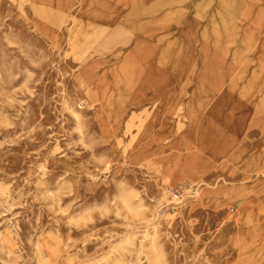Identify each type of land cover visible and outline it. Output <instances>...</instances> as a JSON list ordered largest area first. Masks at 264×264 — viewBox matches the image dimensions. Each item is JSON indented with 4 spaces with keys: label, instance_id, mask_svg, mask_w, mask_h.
<instances>
[{
    "label": "rangeland",
    "instance_id": "1",
    "mask_svg": "<svg viewBox=\"0 0 264 264\" xmlns=\"http://www.w3.org/2000/svg\"><path fill=\"white\" fill-rule=\"evenodd\" d=\"M173 10L176 25L162 17L138 36L92 29L72 47L81 28L74 16L0 0V264H239L247 256L264 264V0H180ZM38 26L59 35L58 45ZM227 37L246 64L236 82V60L218 50ZM138 38L146 64L164 55L176 70V109L170 115L151 99L129 105L106 136L100 93L77 76L95 64L118 97L110 70ZM187 66L194 74L184 77ZM230 83L251 107L230 160L204 163L200 152L179 175L171 167L187 162L196 90L203 84L207 108ZM206 108L196 116L200 147L213 132L229 135Z\"/></svg>",
    "mask_w": 264,
    "mask_h": 264
},
{
    "label": "bare ground",
    "instance_id": "2",
    "mask_svg": "<svg viewBox=\"0 0 264 264\" xmlns=\"http://www.w3.org/2000/svg\"><path fill=\"white\" fill-rule=\"evenodd\" d=\"M183 1V0H182ZM176 3H180V0H164L163 7L166 9V15L164 20L169 23L176 25V14L173 8H175ZM143 11V10H142ZM132 17H129L127 22H130L133 26L132 34L138 36L143 27L146 26L148 22L154 20L152 13L154 10H150L146 17H143L138 11H134ZM85 28H80L78 33L73 34L75 37L72 41L71 46H76V40H81L89 34V28L91 25L84 26ZM38 29L50 37L54 45L59 43V35H55L48 28L43 29V27L38 26ZM79 34V35H77ZM143 34V33H142ZM216 41L219 43L221 38L215 36ZM204 41L207 42L208 37H204ZM235 42L234 37H227L226 45L222 50L218 49L221 52L222 59L225 61L227 58H233L236 60V55L232 53L230 46ZM160 44V41H159ZM164 45H168L165 40ZM144 41L141 38H138L135 43V47L129 54L126 55L125 61L123 64L117 68L111 69L113 85L116 89H120L119 96L111 97L108 93V88L111 86L112 80L107 81H98L96 78V72L94 66H85L77 76L80 84L84 85L85 89L91 90L94 92V88L97 90L99 97L98 100L101 101L102 106L97 108L96 120L98 124L102 127L106 136H110V133L113 132L114 122H119L123 115L127 112L128 106H134L141 104L146 99H151L154 101L161 100L167 104V111L171 115L172 112L176 109V98L173 94L171 87L176 82V70L170 72L167 71V59L162 56L158 58V62L146 64L143 60L144 55ZM74 49V48H73ZM251 50V44L249 40H244L243 54H249ZM223 59V61H224ZM234 66L237 69L236 81H240L243 78V72L245 69V61L237 58L235 62L231 61V66ZM230 68V67H229ZM186 74H183L184 77L192 76L194 74V69L191 70V66H187L183 69ZM190 73V74H189ZM231 84V83H230ZM226 84L222 86L221 96L216 98L212 105L207 106V93L203 87V84H200L196 90L193 101L189 104L188 108V118L191 126V131L188 136L184 139L186 143V151L184 154V159L187 160L184 164L181 165L180 162L175 163L171 169L177 171L179 175H185L192 169L193 160L199 156L200 152L203 156L204 163L209 161L212 165L216 164L220 159L230 160L233 147L240 140L243 130L249 124V112L250 108L245 105L244 102L240 99H234L232 97V84ZM125 89V91L121 90ZM100 95H102L100 97ZM150 95V96H149ZM166 97L167 100L164 98ZM108 104V105H107ZM104 106V107H103ZM202 106L206 108L207 114L212 113L211 120L214 123H220L221 127L229 131L228 137L224 139L218 137L217 133L213 132V139L215 138L212 144L205 143L203 147H200L198 144V133H197V110H201ZM254 124V123H253ZM152 124L150 123L148 128H151ZM214 129V128H213ZM168 133L166 128L161 131V136H165ZM207 144V145H206ZM198 147V148H197ZM191 159V160H189ZM208 167V166H207ZM171 173V171H169ZM246 190L240 188L237 193L239 195L244 194ZM240 240V238H239ZM244 240L238 241V245H243ZM242 256V255H241ZM240 256V257H241ZM239 264H252L250 257L240 258Z\"/></svg>",
    "mask_w": 264,
    "mask_h": 264
},
{
    "label": "crops",
    "instance_id": "3",
    "mask_svg": "<svg viewBox=\"0 0 264 264\" xmlns=\"http://www.w3.org/2000/svg\"><path fill=\"white\" fill-rule=\"evenodd\" d=\"M29 2L36 9L52 13L56 17L74 16L81 28L91 25L89 31L92 29L109 32L132 31V25L127 20L133 16L134 11L146 17L150 10H154L153 23L160 22L167 14L163 7L164 0H29ZM52 26L54 31L59 30L57 26Z\"/></svg>",
    "mask_w": 264,
    "mask_h": 264
}]
</instances>
